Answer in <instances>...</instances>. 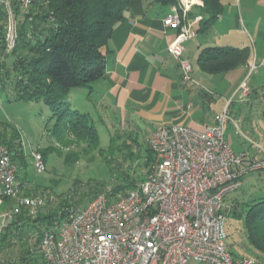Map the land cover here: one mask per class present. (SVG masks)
Returning <instances> with one entry per match:
<instances>
[{
    "label": "built area",
    "instance_id": "1",
    "mask_svg": "<svg viewBox=\"0 0 264 264\" xmlns=\"http://www.w3.org/2000/svg\"><path fill=\"white\" fill-rule=\"evenodd\" d=\"M29 4L20 0L21 8ZM0 5L8 52L15 44L17 19L11 0ZM188 11L184 4L172 6L163 20L178 29L167 53L184 81H191V66L182 58L183 45L195 37L192 25L201 20H188ZM237 92L245 99L248 86L243 82ZM228 108L229 102L203 130L187 125L154 129L147 140L153 162L142 181L124 195L100 194L55 228H42L39 264H254L234 259L228 250L225 223L232 205L225 200L242 189L245 177L264 171V150L257 145L254 153L232 150L224 128L227 122L237 126ZM30 157L36 171H44L41 154L32 150ZM17 171L0 145V236L23 209L35 218L45 207L42 196L23 193Z\"/></svg>",
    "mask_w": 264,
    "mask_h": 264
},
{
    "label": "trees",
    "instance_id": "2",
    "mask_svg": "<svg viewBox=\"0 0 264 264\" xmlns=\"http://www.w3.org/2000/svg\"><path fill=\"white\" fill-rule=\"evenodd\" d=\"M11 1L17 19V36L13 49L8 52L4 42L5 13L0 5V90L7 94L9 101L41 105L37 116H46L45 126L49 127L48 138L52 142L43 152L37 150L43 162L50 152L63 156L65 165L75 164L82 154L97 150L100 141L89 113L80 112L71 102L73 91L85 89V99L96 105L92 91L103 80L113 29L133 0H30L28 8H21L20 0ZM147 1L162 6L178 5V0ZM192 1H198L193 8L201 17L195 33L208 34L223 11L222 2ZM196 14L188 11L187 16L191 19ZM250 59L249 47L213 45L200 49L196 63L201 72L214 75L247 66ZM262 97L264 116V94ZM10 130L0 126V145L7 148L20 172L26 168L21 136L16 129ZM146 151L149 155L147 170L153 155L148 146ZM142 179L143 176H128L107 192H104V184L89 182L79 196L64 197L52 211H40L35 218L28 217L23 209L0 236V251L16 249L15 259L0 260L5 264H39L42 228H55L80 202H84L82 207H85L100 194L124 195ZM17 180L24 181L18 174ZM20 185L23 186L22 182ZM231 205L228 217L233 222L227 228L225 223L230 254L233 258L245 255L238 247L242 235L246 245L260 259L254 264H264V196L234 199Z\"/></svg>",
    "mask_w": 264,
    "mask_h": 264
},
{
    "label": "rangeland",
    "instance_id": "3",
    "mask_svg": "<svg viewBox=\"0 0 264 264\" xmlns=\"http://www.w3.org/2000/svg\"><path fill=\"white\" fill-rule=\"evenodd\" d=\"M221 1L224 6V11H222L224 21L222 23L215 22L216 24L212 25L214 31L211 30L205 35L199 34L193 41L186 42L184 56L190 59V66L193 68L190 77L196 83L194 86L197 89L202 87L208 90L206 91L207 95L212 97L210 103L205 101L202 104L206 121L210 123L214 113H217L221 106H226V103L229 102L230 118L235 121L237 128L235 129L232 123L227 122L224 128L225 139L235 153H254L257 149L256 145L264 150V116L262 114L264 63L260 64L261 62H259L253 71L236 69L208 75L201 72L197 66L198 55L195 49L197 43L205 38H213L218 30L223 42L234 43L232 45L239 48L243 45L248 46L253 59L256 52L263 55L264 5H260L254 0ZM178 4L186 5L189 10H193L194 14L197 12L190 4V0H178ZM258 59L262 58L259 56ZM197 74L200 75L196 78ZM243 82L248 86V95L245 99L237 92V88ZM252 89L259 95L257 98L253 96ZM85 94V89L73 91L74 99L71 102L75 103V107L80 112L89 113L93 119L99 135V148L85 155L82 154L80 160L72 165H65L63 156L48 152L44 162V171L37 172L30 152L32 150L43 152L52 144L48 138L49 127L45 126L46 116L44 115L42 118L37 116L41 105L9 101L7 94L0 90V126L2 129L7 128L8 131L16 129L21 136L26 168L18 171V175H21L25 181H19V183L22 182L25 187L23 193L44 198L45 207L41 211L45 213L57 207L64 197L82 193L89 182L104 184V192H107L115 183L120 184L128 176L135 178L145 175V165L149 156L146 151L147 140L153 126L137 119H124L117 111L102 112L85 101ZM111 137L112 145L110 144ZM249 195H254L256 198L264 196V171L245 177L242 189L229 193L225 201L231 204L234 199L242 200ZM83 205L85 203L80 202L72 210H80ZM231 222L233 220L228 217L226 228ZM30 237L34 239L32 233H30ZM238 241V247L245 251V255L234 257L236 260L243 258L254 262L260 260L246 245L242 235L239 236ZM15 255L16 249L0 251V259L9 258L14 261ZM188 264L199 263L190 260Z\"/></svg>",
    "mask_w": 264,
    "mask_h": 264
},
{
    "label": "crops",
    "instance_id": "4",
    "mask_svg": "<svg viewBox=\"0 0 264 264\" xmlns=\"http://www.w3.org/2000/svg\"><path fill=\"white\" fill-rule=\"evenodd\" d=\"M254 1L264 5V0ZM190 4L194 6L199 3L190 0ZM171 11L172 5L162 6L147 0L130 2L128 9L113 29L103 80L97 83L92 91V96L96 100L94 108L102 112L117 111L124 119L150 123L153 126L150 133L161 126L187 125L196 130H203L214 124L215 115L223 111L225 106H221L208 123L202 105L205 101L208 103L212 101V97L206 93L208 90L202 87L197 89L191 77V81H184L177 61L167 53V46L178 33L177 28L166 27L163 22ZM197 17L200 15L196 14L191 19L187 16V19L192 21ZM223 21L221 13L215 22ZM192 29L194 31L198 29V22L192 25ZM211 30L214 31V28L212 27L209 32ZM217 31L213 38H205L197 43L195 49L197 55L203 46H234L232 45L234 43L223 42ZM198 35L196 33L193 39ZM184 52L183 45L182 58L191 65L189 57L186 58ZM259 56L261 60L258 59ZM259 62L264 63V53L262 55L256 52L254 59L251 54L247 66L239 67L237 70L246 71L251 65H255L256 69ZM192 70L191 67V73ZM198 75L200 74L195 77ZM252 91L253 96L257 98L259 95L253 89ZM73 99L72 97L71 100ZM85 101L88 102L86 99Z\"/></svg>",
    "mask_w": 264,
    "mask_h": 264
}]
</instances>
